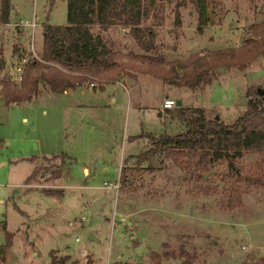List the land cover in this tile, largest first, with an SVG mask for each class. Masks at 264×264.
Listing matches in <instances>:
<instances>
[{"label": "rangeland", "instance_id": "374dc122", "mask_svg": "<svg viewBox=\"0 0 264 264\" xmlns=\"http://www.w3.org/2000/svg\"><path fill=\"white\" fill-rule=\"evenodd\" d=\"M154 1L147 26L156 32L155 57L166 68L195 54L241 47L251 27L264 21V0H214V25L199 33L191 5L178 9L177 25L174 0ZM10 3L12 25L0 24V91L15 69L24 67L23 60L34 59L33 51L39 60L43 28H62L67 17L66 0ZM20 21L36 26L22 28ZM101 36L112 42L124 67L145 64L127 30L112 27ZM221 75L198 93L149 75L135 74L133 80L126 69L116 81L95 77L96 88L89 87L90 79L67 95L40 88L30 102L9 106L0 96V244H7L6 232L12 235L0 264H51L52 256L68 257L67 264H182L181 249L193 255V264L264 261V186L253 183L264 173V153L210 163L202 172L207 191H196L184 172L160 166L157 157L145 163L123 194L102 189L119 181L123 167L135 166L148 139L176 136L190 120L207 121L215 114L232 125L246 111L249 86L264 95L262 58L243 71ZM166 99L181 101L182 109L163 110ZM54 156L59 157L42 160ZM61 166L60 177L53 179L51 173ZM86 203L89 208L81 213ZM113 212L121 225L117 230L111 229ZM82 215L86 219L80 225ZM90 233L94 241L88 240ZM80 247L88 252L84 257L78 256Z\"/></svg>", "mask_w": 264, "mask_h": 264}, {"label": "trees", "instance_id": "16d2710c", "mask_svg": "<svg viewBox=\"0 0 264 264\" xmlns=\"http://www.w3.org/2000/svg\"><path fill=\"white\" fill-rule=\"evenodd\" d=\"M248 1L251 4L254 2ZM174 2L176 18L180 7L186 4L193 7L199 33L214 25L210 10L214 0ZM154 9V0H66L65 25L62 28H43L40 58L32 59L24 66L21 84L15 85L12 80L3 82L0 96L4 104L9 106L30 102L38 95L40 88L62 95L81 87L90 78L116 81L126 69L131 75L130 79L134 80L135 74L149 75L162 83L174 82V86L198 93L221 79L223 75L219 76L220 72L233 69L243 71L257 59L264 60L263 21L251 27V37L241 47L212 51L204 56L195 54L185 61L171 62L166 68L164 61L155 57L156 32L147 26ZM10 12V0H0L1 25L9 24ZM153 20L155 22L157 18L154 17ZM179 24L177 18V25ZM93 27H98L100 32L94 34L91 30ZM112 27H122L128 31L143 52L139 60H143L145 64L125 67L121 64L118 52L112 50V42L101 36V33H106ZM257 89L255 86L247 88L246 111L232 125H225L216 119L215 114L207 121L190 120L187 129L176 136L163 135L152 141L148 139L149 146L146 145V151L136 157L135 166L122 168L119 179L121 193L133 187L139 170L153 157L158 158L157 164L162 167L168 164L184 172L185 178L195 183L196 191H207L202 172L207 170L210 163L221 161L230 155L241 157L244 154L264 153V95H260ZM199 113L202 116L204 110H199ZM58 157L42 160L47 163ZM62 158L64 157L60 156ZM35 161L32 159V162ZM43 167L48 168L46 165ZM62 167L51 173L53 179L60 177ZM37 171L38 168L32 171L26 184L33 181ZM253 183L263 187L264 173L259 178H254ZM6 235L7 244H0V262L5 260L11 241L12 235L8 232ZM179 254L183 257L182 264H193V255L188 251L181 249ZM68 260V257L52 256L51 264H67ZM246 264H264V261Z\"/></svg>", "mask_w": 264, "mask_h": 264}, {"label": "built area", "instance_id": "2783aa9c", "mask_svg": "<svg viewBox=\"0 0 264 264\" xmlns=\"http://www.w3.org/2000/svg\"><path fill=\"white\" fill-rule=\"evenodd\" d=\"M20 24H21L20 27H22V28H24V27H31V28H34V27L36 26V24L34 23V21L31 22V23H29V22H27V21H25V22H24V21H20ZM11 25H12V24H7L6 26H11ZM33 55H34V59L37 60L38 58H37L36 55L34 54V51H33ZM23 63H25V65H26V61H25V60H23ZM25 65H24V66H25ZM23 70H24V67H22V66H18V67L15 69V71H14V76H13V78L11 79L12 82H13L15 85H20V84H21V82H22V74H23ZM90 79L93 80V82L88 83L89 87H90L91 89L96 88V87H97V84H96L95 82L97 81V79H95V78H90ZM103 83H104V82H103ZM119 83H121V82H119ZM84 85H85V84H84ZM175 106H176V102H175V101L170 100V99H166V100H164V102H163L162 108H163L165 111H168V110L173 109ZM103 187H104V189L113 190V191H115V193L117 194V191L119 190V181L116 182V183L113 184V185H107V184H104ZM88 208H89V205H88L87 203H86V204H82V205L80 206V211H81V213L84 212V211H86ZM116 215H118V213H117V212H113V214H112V218H111V220H110V224H111V229H112V230L120 229V226H121V225L119 224V222H117V221L115 220ZM122 216L125 217V218H129V215H124V214H123ZM85 219H86V217H85L84 215H82V216L80 217V219L78 220V223H79L80 225H82V224L84 223ZM134 225H136V223H134ZM75 241L78 243V242H79V237H76ZM87 253H88V252H87V250H86L84 247H80L79 250H78V256H80V257H84ZM105 264H114V263H110V261L107 260Z\"/></svg>", "mask_w": 264, "mask_h": 264}, {"label": "water", "instance_id": "95a60500", "mask_svg": "<svg viewBox=\"0 0 264 264\" xmlns=\"http://www.w3.org/2000/svg\"><path fill=\"white\" fill-rule=\"evenodd\" d=\"M257 92H258L260 95H263V92H262V91L258 90ZM176 106H177V107H180V106H181V102H180V101H177V102H176ZM216 119H218V117H216ZM95 239H96V237H95V235H94L93 233H90V234L88 235V240H90V241H94ZM141 251H142V248H141L140 246H137V247L135 248V253H136L138 256L141 255Z\"/></svg>", "mask_w": 264, "mask_h": 264}, {"label": "crops", "instance_id": "0c3cea01", "mask_svg": "<svg viewBox=\"0 0 264 264\" xmlns=\"http://www.w3.org/2000/svg\"><path fill=\"white\" fill-rule=\"evenodd\" d=\"M6 63L5 62H3V65H5ZM107 82V81H106ZM106 82H104V83H106ZM103 83V84H104ZM102 84V85H103ZM82 86H84V85H82ZM102 87V86H101ZM103 88V87H102ZM101 89V88H100ZM71 91H68V92H66V95L67 94H69ZM181 102V101H180ZM181 106H182V102H181ZM181 109H182V107H180ZM163 109V108H162ZM164 110V109H163ZM134 140V139H133ZM145 147V146H144ZM131 158H133V156H130ZM130 165V164H129ZM98 168V167H97ZM89 169L87 168V167H83V173L85 174V175H89ZM119 180V179H118ZM118 182V181H117ZM102 189H104V188H102ZM81 190H83V189H81ZM105 190V189H104ZM106 190H108V189H106ZM109 191H113V190H109ZM131 220L134 222V218L133 217H131ZM135 223V222H134Z\"/></svg>", "mask_w": 264, "mask_h": 264}]
</instances>
